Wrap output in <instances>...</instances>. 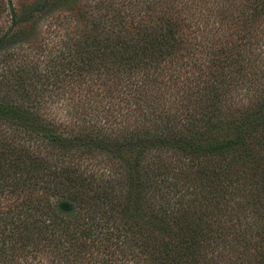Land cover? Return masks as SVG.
Here are the masks:
<instances>
[{
  "label": "trees",
  "instance_id": "trees-1",
  "mask_svg": "<svg viewBox=\"0 0 264 264\" xmlns=\"http://www.w3.org/2000/svg\"><path fill=\"white\" fill-rule=\"evenodd\" d=\"M18 2L0 264H264V0L76 1L47 52Z\"/></svg>",
  "mask_w": 264,
  "mask_h": 264
},
{
  "label": "rangeland",
  "instance_id": "rangeland-1",
  "mask_svg": "<svg viewBox=\"0 0 264 264\" xmlns=\"http://www.w3.org/2000/svg\"><path fill=\"white\" fill-rule=\"evenodd\" d=\"M26 1V5L29 6L30 0ZM76 1L82 2V0H53L49 7L45 9L44 13L36 19L32 25V28L30 27L27 29L25 31L26 33H23V36L16 38L10 47L13 46L15 48H27V46H30V37L34 36L36 40L35 46L45 47V51H49L51 42H54L55 39H57L59 35L63 34L65 31L62 30V27L59 25V23H61L63 20L60 22L59 19L61 17L70 16L75 13V7L78 3H76ZM13 3L15 4L14 6L16 8L20 2H18V0H13ZM5 10L6 11L4 14L0 16V34L6 31L11 24L7 6H5Z\"/></svg>",
  "mask_w": 264,
  "mask_h": 264
}]
</instances>
